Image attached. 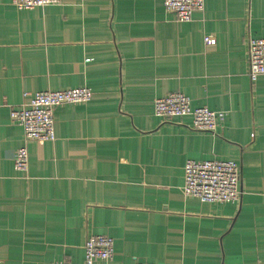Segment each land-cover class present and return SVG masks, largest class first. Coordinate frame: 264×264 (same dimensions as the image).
Segmentation results:
<instances>
[{"label": "crops", "instance_id": "obj_1", "mask_svg": "<svg viewBox=\"0 0 264 264\" xmlns=\"http://www.w3.org/2000/svg\"><path fill=\"white\" fill-rule=\"evenodd\" d=\"M11 1L0 0V264H82L95 234L114 256L94 264H264V76L250 80L247 54L249 36L264 38V0H205L182 22L164 0ZM82 86L89 101L54 109V140L24 141L7 105ZM172 92L223 121L209 132L156 116ZM22 145L25 172L13 166ZM188 159L235 161L239 198L184 196Z\"/></svg>", "mask_w": 264, "mask_h": 264}, {"label": "built area", "instance_id": "obj_2", "mask_svg": "<svg viewBox=\"0 0 264 264\" xmlns=\"http://www.w3.org/2000/svg\"><path fill=\"white\" fill-rule=\"evenodd\" d=\"M17 9H32L60 0H12ZM164 7L174 14L177 21H189L196 11L204 9L205 0H164ZM214 40L205 37L211 44ZM248 76L255 81L264 76V38H247ZM28 100L18 106L7 105L10 119L23 129L24 141H52L55 139L54 109L66 103L87 102L91 90L86 87L63 90H42L35 93L24 92ZM4 105L0 99V106ZM154 114L171 119L190 117L192 128L198 131L213 132L218 123L223 121L225 113L206 107H193L191 99L181 92H172L153 102ZM16 171L25 172L28 167V149L20 146L13 158ZM182 192L186 197L198 198L202 202H234L240 195V167L233 160L206 159L197 161L188 159L183 167ZM82 264H94L96 260L109 261L114 256V241L104 234L89 235L84 245ZM51 264H76L68 260H58ZM135 264H153L136 262Z\"/></svg>", "mask_w": 264, "mask_h": 264}]
</instances>
